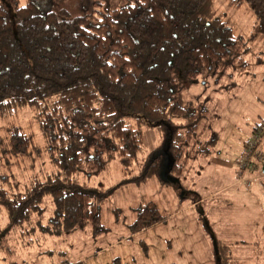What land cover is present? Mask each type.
Wrapping results in <instances>:
<instances>
[{
	"label": "trees",
	"instance_id": "obj_1",
	"mask_svg": "<svg viewBox=\"0 0 264 264\" xmlns=\"http://www.w3.org/2000/svg\"><path fill=\"white\" fill-rule=\"evenodd\" d=\"M66 1L0 0V119L32 113L53 168L17 182L11 161L38 148L36 135L17 126L5 131L0 252L6 258L38 230L62 237L97 226L112 189L89 188L83 177L113 162L124 182L181 185L193 162L211 156L203 143L215 142L202 125L210 120L207 102L185 93L264 66V59L247 60L248 46L264 38V0H224L253 15L248 38L216 14L217 0H97L78 16L63 8ZM145 131L160 138L151 150ZM47 199L52 215L42 225L37 219ZM136 212L133 234L163 222L152 202ZM227 248L216 243L217 264H227L224 250L231 264Z\"/></svg>",
	"mask_w": 264,
	"mask_h": 264
},
{
	"label": "rangeland",
	"instance_id": "obj_2",
	"mask_svg": "<svg viewBox=\"0 0 264 264\" xmlns=\"http://www.w3.org/2000/svg\"><path fill=\"white\" fill-rule=\"evenodd\" d=\"M93 1L97 0H67L63 8L71 16H78L86 13ZM111 2L115 4L117 0ZM214 8L216 14L229 23L235 35L249 37L254 18L246 7L234 10L228 8L226 1L217 0ZM257 59H264V38L248 46L247 60L253 64ZM225 77L221 82L209 81L207 87L188 90L185 98L193 99L199 95L207 102L210 120L203 121L202 125L206 132L205 138L209 137L216 143H203L204 149L211 154L214 150L217 151L221 158L230 157L235 160L251 140L255 127H264V66L256 67L241 76ZM222 88L230 89L223 92ZM10 126L34 133L38 146L29 157L11 161V172L16 181L28 183L51 173L53 168L32 113L23 111L13 118L0 119V139L6 140L5 131ZM260 137V157L243 175L242 182L238 180V167L244 162L237 165L236 171L237 182L250 189L249 192H255V195H261V192L252 190L259 189L260 185L254 173L264 169V132ZM159 142L158 136L145 131V146L150 150ZM252 163V160L248 162ZM194 167L191 165V173L183 177L181 185L175 186L161 185L156 179L145 184L124 182L128 179H123L118 161L113 162L108 170L98 176L83 177V182L89 188L112 189L100 206V223L97 226L86 224L76 232L62 237L43 235L38 230L37 234L28 237L24 243H17L10 258L0 252V264H217L216 243L220 242L232 244H226L230 247L226 250L231 251L230 256L232 254L231 264H264V233L258 239H253V236L251 238L245 232L247 228H243L245 231L236 230L227 234L224 229L231 225H216L208 215L196 208L181 211L197 198L192 190L193 179L197 177ZM2 170L6 171L5 168ZM259 174L264 181L263 173ZM1 175L0 173V177ZM118 184L121 186L117 187ZM223 199L224 197L220 200ZM260 200L263 201V198ZM256 201L257 198L249 202H234L231 215L227 214L233 216L230 223L241 225L246 219L243 214L244 206H249L248 218L258 221L256 224L262 230V210L261 207L257 209ZM44 202L45 212L37 219L42 225L48 223L53 209L50 200ZM149 202L157 204L163 222L133 234L131 227L137 218L136 210ZM237 238L244 243H231ZM223 256L228 264L229 252L224 250Z\"/></svg>",
	"mask_w": 264,
	"mask_h": 264
},
{
	"label": "crops",
	"instance_id": "obj_3",
	"mask_svg": "<svg viewBox=\"0 0 264 264\" xmlns=\"http://www.w3.org/2000/svg\"><path fill=\"white\" fill-rule=\"evenodd\" d=\"M243 146V145H242ZM242 151L235 157V160L230 159V157L221 158L217 155V151H213L211 156L201 157L191 165L194 167L196 176L193 181V192H197L196 195L193 193L194 197L197 198L190 202L184 209L181 211H187L191 208L199 209L203 212L204 215H208L211 218V221L216 225L226 226L231 225L224 229V232L230 234V232L236 231L239 232L240 230H244L243 228H247L246 233H248L251 238L258 239V236L264 233V228L260 227L256 224L258 221H254L248 218V213L250 212L249 206L245 208L243 214L245 215L246 219L241 222V225L238 224H231L230 218L233 216H227L232 212V206L234 202H249L253 201L254 198H257L255 202V206L260 211L262 224H264V181H262L261 177L259 176V172L263 173L262 171L255 172L254 176L258 178L259 189H252L254 191H260L261 195L257 193L249 192L250 189H247L243 184H239L237 182V165L241 160ZM191 165L189 170L184 173V176L187 177L191 173ZM263 170V169H262ZM211 176H206V175ZM264 175V174H263ZM186 179V178H185ZM184 179V180H185ZM217 179L219 181H217ZM216 180V183H215ZM261 186V188H260ZM223 200H220L223 198ZM263 198V201L260 200ZM231 215V214H230ZM236 228V229H235ZM264 235V234H263ZM239 238V237H238ZM232 240L231 243L237 244L243 242L239 239ZM230 239V237H228ZM230 244V242H220ZM244 243V242H243ZM235 248V247H234Z\"/></svg>",
	"mask_w": 264,
	"mask_h": 264
},
{
	"label": "built area",
	"instance_id": "obj_4",
	"mask_svg": "<svg viewBox=\"0 0 264 264\" xmlns=\"http://www.w3.org/2000/svg\"><path fill=\"white\" fill-rule=\"evenodd\" d=\"M263 132H264L263 126L258 125L257 127H255V131L253 132L254 135L253 134L251 135V137H250L251 140L243 148L242 157H241L239 164H241L243 162H244V164H242L238 167V169H239V173H238L239 174V176H238L239 182H242L243 175L249 170V168H251L255 164V162L260 157L259 156V150H260V144H261V140H262L260 135H262ZM250 160H252L254 163L248 164V162H250Z\"/></svg>",
	"mask_w": 264,
	"mask_h": 264
},
{
	"label": "water",
	"instance_id": "obj_5",
	"mask_svg": "<svg viewBox=\"0 0 264 264\" xmlns=\"http://www.w3.org/2000/svg\"><path fill=\"white\" fill-rule=\"evenodd\" d=\"M262 172L264 173V169L262 170Z\"/></svg>",
	"mask_w": 264,
	"mask_h": 264
}]
</instances>
